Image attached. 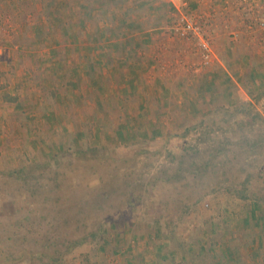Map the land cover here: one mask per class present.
Returning a JSON list of instances; mask_svg holds the SVG:
<instances>
[{
  "label": "rangeland",
  "instance_id": "1",
  "mask_svg": "<svg viewBox=\"0 0 264 264\" xmlns=\"http://www.w3.org/2000/svg\"><path fill=\"white\" fill-rule=\"evenodd\" d=\"M187 2L0 0V264H264V0Z\"/></svg>",
  "mask_w": 264,
  "mask_h": 264
},
{
  "label": "built area",
  "instance_id": "2",
  "mask_svg": "<svg viewBox=\"0 0 264 264\" xmlns=\"http://www.w3.org/2000/svg\"><path fill=\"white\" fill-rule=\"evenodd\" d=\"M184 4H188L187 0H184ZM183 20L185 21L184 30L197 39L202 48L204 58L208 62L211 60L213 53L210 38L206 35L202 25L194 20L193 17H184Z\"/></svg>",
  "mask_w": 264,
  "mask_h": 264
},
{
  "label": "trees",
  "instance_id": "3",
  "mask_svg": "<svg viewBox=\"0 0 264 264\" xmlns=\"http://www.w3.org/2000/svg\"><path fill=\"white\" fill-rule=\"evenodd\" d=\"M44 4H45V6H47L46 3H44ZM228 113H230V112L228 111ZM111 223H112V225L114 224V222H111ZM115 227H116V225H115ZM153 228H154V230H153L154 232L155 231L157 232V230L164 229L163 234L166 232V229H167L166 225L164 223H162L161 221H158V220L154 223ZM84 243H85V239H83V238H81L79 240L68 241L67 245L65 246L66 251H64V252H66V255L63 254L61 258L63 259L66 256H70V254L74 253L79 248L86 246V245H84Z\"/></svg>",
  "mask_w": 264,
  "mask_h": 264
}]
</instances>
